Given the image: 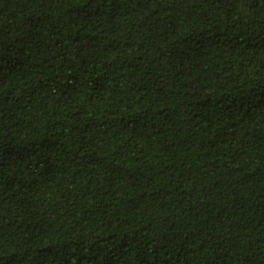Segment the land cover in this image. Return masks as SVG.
Instances as JSON below:
<instances>
[{
    "label": "trees",
    "instance_id": "1",
    "mask_svg": "<svg viewBox=\"0 0 264 264\" xmlns=\"http://www.w3.org/2000/svg\"><path fill=\"white\" fill-rule=\"evenodd\" d=\"M0 264H264V0H0Z\"/></svg>",
    "mask_w": 264,
    "mask_h": 264
}]
</instances>
